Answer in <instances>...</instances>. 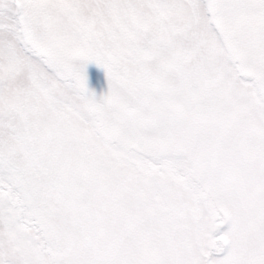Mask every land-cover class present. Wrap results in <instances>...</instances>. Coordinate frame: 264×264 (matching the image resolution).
I'll return each instance as SVG.
<instances>
[{"label":"snow or ice","instance_id":"6c2138e0","mask_svg":"<svg viewBox=\"0 0 264 264\" xmlns=\"http://www.w3.org/2000/svg\"><path fill=\"white\" fill-rule=\"evenodd\" d=\"M0 264H264V0H0Z\"/></svg>","mask_w":264,"mask_h":264}]
</instances>
